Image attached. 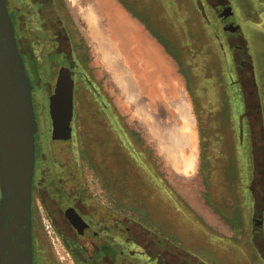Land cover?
<instances>
[{"label":"rangeland","instance_id":"374dc122","mask_svg":"<svg viewBox=\"0 0 264 264\" xmlns=\"http://www.w3.org/2000/svg\"><path fill=\"white\" fill-rule=\"evenodd\" d=\"M63 1L83 40L87 46L90 47V68L88 69V71H90L88 74L93 84L87 83L86 76L84 81L83 78L79 77L71 121L72 132L71 137L68 140L51 139V125L47 102L50 91L45 88L40 89L39 87L34 89L33 107L36 112V122L38 127V132L36 133L37 143L35 146L36 156L38 157V147L40 145L43 158L46 161L45 165L54 173L59 182L65 183L66 186L70 188L75 187L76 185H73L72 182L81 184L87 193L86 195L93 196L101 206H104L105 208L110 207L112 210H116L119 219L123 221L126 216L129 218L127 223L118 227L117 231L113 233V236L117 243L121 244V242H123L122 249L125 248L132 255L130 260L132 264H258L252 260L254 259L252 252L251 257L248 258L246 256L249 247L236 242L234 239L227 240L224 238H218L214 232L204 228L194 215H191L179 205L170 203L163 195L161 196L157 194L159 196L158 199L160 205L156 214L163 221L168 222L169 226L164 222L161 223V225L165 230H169L170 234L163 233L156 229L152 224L146 222L141 212L135 210L131 211L123 206H120L119 208V204L115 202L111 195H109L108 191L102 187L98 176L94 172L92 163L93 151L101 149L99 146L97 147L99 141L102 140L101 144H103V139L109 138V130L111 133L115 134L114 131L125 132V130L131 129L139 135L137 137L138 142H133V145L135 144L133 148L140 149V146H144V143L146 144V141L141 144L140 134L145 137L147 130L149 133L152 132L155 125L154 121L152 122V119L150 118L151 115L149 110L147 112L144 111L145 113L141 110L140 113V105L137 103V100L129 99L128 96H126V93L119 88L113 72L106 67L96 54L93 45H91L85 35L81 23L73 9L70 7L68 1ZM76 1L81 9L88 10L89 8L92 10L99 28L104 33V39L106 42L109 41L113 44L109 38V33L110 17L112 16V12L115 11V3L110 2L109 0ZM202 2L207 5L206 0H202ZM229 4L232 7L234 14L233 17L227 19V21L240 24L243 30L242 33H247L250 38V46H248V49L249 56L252 59V67L247 70L248 73L245 72V80L250 86V91L246 90V94L251 95V100H253V102L246 103V108L242 107V97L244 96L236 83L235 67L233 65L231 54L226 47V50L224 49L222 55L221 48H219L218 45H214L210 56H208L210 59V65H208V68H210L209 76L206 78V81L209 80L210 82H215V80H218L217 77L219 75H223V81L221 82L224 89H226L227 96L229 97V110L231 115V125L229 124L230 126L227 127L229 129L233 128L234 130L238 127V138H233L231 141L232 148H223L226 152L231 151L232 158L234 161L236 160L238 162L236 168H233L231 162L227 163L225 166L227 167V173H231V170L234 169L242 172L243 168L241 167L249 162L251 163V150L253 145L258 146L261 150V154L258 156V163L262 165L264 164V53L261 51L262 45L259 43V40L264 42V24H259V22L263 20L262 14L264 13V0H229ZM206 11L207 15L210 16L215 25V28L218 29V34H220V36L223 35V27L219 20L216 21L215 19L218 17L216 13L213 11L210 12L207 7ZM254 20L256 21L253 24ZM250 25L255 26L257 30L261 32L262 36H259L252 30H247L246 27ZM114 48H116L115 45ZM227 55L230 56V59H227ZM122 60L123 62L126 61L124 58ZM226 61L229 63L230 70L232 71V73H230L231 80L230 74L226 69L228 66V64L226 65ZM111 74L113 75V78ZM189 79L192 88L197 90L199 78L191 76ZM256 86H259L260 97H258V92L254 90ZM211 88L213 90L212 97L217 96L216 90L218 88H215V85ZM108 103L111 104V110H109L110 106ZM99 106H103V108L100 110V114L95 116V118H97V121H95L92 113L99 109ZM249 109L255 110L252 112L255 117L251 120V124L247 119H240L241 113L244 111L246 114ZM225 111L226 110H224V112ZM112 113L114 116L118 113L120 116L118 127L115 120L110 116ZM190 114L193 117L195 124L196 120L194 119L191 106ZM141 120H143L145 124L146 122L150 124H146L144 128H142ZM255 123L258 124L255 125ZM251 125V135H249ZM173 126L176 128L178 125ZM157 136L159 138V134H157ZM250 137L253 141H251ZM225 142L229 143L226 137L223 139L222 144ZM167 145L168 144L163 145L160 142V148L163 152V149L166 148ZM145 147L146 145L144 148ZM237 153L238 156L235 157ZM150 154H152V151H150ZM180 159L181 157L179 155L175 156L174 159L170 156L174 168ZM226 160L227 159L225 158V161ZM175 170L180 173L177 169ZM71 172L72 174H75L76 178L74 180H69ZM164 175L180 195L188 198L197 213L202 214L203 216L212 214L214 219L217 215L215 210L219 212V208H224L221 203L216 202L218 199L215 201L216 206L213 205L211 201V197L214 195L213 189L216 188L214 185L211 187L212 191L209 192L208 190L206 194L202 184L203 180L201 171L195 178H183L173 175L169 169L165 168ZM222 189L223 187H221L219 191L221 192ZM155 195L156 194H153L154 197ZM149 198L152 199L150 195ZM35 210L36 253L39 264H74V258L72 257L70 250L60 239L44 205L37 195L35 197ZM41 214H43V217L49 221L54 233L61 242L64 251L68 253L69 256L65 255L63 259H60V256L55 253L45 233ZM153 217L157 219L154 215ZM123 226L128 227L131 230V236L134 237V239H137L136 243L131 240L123 241L124 233H121V231H123ZM33 248L35 249V247ZM46 258H49L51 262Z\"/></svg>","mask_w":264,"mask_h":264},{"label":"crops","instance_id":"0c3cea01","mask_svg":"<svg viewBox=\"0 0 264 264\" xmlns=\"http://www.w3.org/2000/svg\"><path fill=\"white\" fill-rule=\"evenodd\" d=\"M109 1L116 5L110 17V24L113 25H110L109 38L116 46L115 49L121 59L122 72L130 73L140 91V102L147 105L155 126L152 123L154 127L150 133L147 130L146 138L140 134L141 144L146 141L145 148L140 146V149H131L125 142L127 139H122L125 142L124 146L110 144L109 138H104L103 144L100 140L97 147L101 149L92 153L93 169L100 184L113 200L118 202V199H121L123 207L141 212L146 222L163 233L170 234L169 230H165L161 225L163 222L168 225V222L156 214L160 205L158 195H163L170 203L179 205L194 215L204 228L214 232L218 238L234 239L248 247L247 239L241 234L244 231V236H249L252 200L247 188L253 162L241 167L242 172L234 169L227 173L226 164L231 162L233 168H236L238 162L232 158L231 151L226 152L223 149L232 148L231 141L236 138V129L227 127L231 125V115L229 97L226 89L222 88L223 75L217 77L215 85L218 88L216 93L221 95L220 100L214 102V105L217 104L215 108L220 112L214 114L211 112L209 117H205L204 135L200 132L195 116V124L193 117H190L195 130L193 149L195 168L190 175H182L175 170L170 154L161 150L157 136L164 132L168 124L175 126L182 124L170 106L174 100L175 89L183 93L192 112L190 92L197 94L198 101L204 103V106L211 108L214 106L211 88L213 84L209 80L206 81L210 68L208 56L215 44L212 22L206 13L207 6L198 4L197 0ZM258 35L262 36L260 33ZM123 58L126 59L125 62ZM191 76L203 79L198 82L197 90L192 88L189 79ZM242 104V107L246 108L243 98ZM240 119H245L244 111ZM146 124L141 120L142 128ZM225 137L229 143L222 144ZM183 155H186V151ZM165 168L173 175L183 178H195L201 171L206 194L208 190L212 191L211 187L214 185L216 188L213 189L211 201L216 206L215 201L218 199L216 202L221 203L224 208L218 207L219 212L214 208L217 213L214 219L212 214L203 216L197 213L188 198L180 195L166 179ZM218 187L219 189L223 187L221 192ZM153 194H156L155 197ZM207 203L210 206L208 201ZM246 256L251 257L249 249Z\"/></svg>","mask_w":264,"mask_h":264},{"label":"flooded vegetation","instance_id":"af4514ba","mask_svg":"<svg viewBox=\"0 0 264 264\" xmlns=\"http://www.w3.org/2000/svg\"><path fill=\"white\" fill-rule=\"evenodd\" d=\"M4 1L13 25L16 45L23 59L31 87L32 105L34 89L36 87L45 88L50 91V96L53 93L59 70L66 68L73 80L74 107L79 77L83 78L84 81L86 76L87 83L93 84L88 74L90 71L88 69L90 68L89 58L91 52L90 47L83 40L69 15L64 1ZM206 2L208 8L218 16L223 28L238 26V28L234 29H223L225 33L224 42L233 60L236 83L239 86V90L243 93V101L245 104L251 103L253 102L251 95L249 93V95L246 94V90L250 91V86L245 80V72L248 73L247 70L252 67V59L249 56L248 49V46H250L249 35L242 33L243 30L240 24L227 21L234 14L229 0H206ZM262 18L263 20L259 24H264V13ZM255 21H253V24ZM246 28L261 34L255 26L250 25ZM259 43L262 45L261 51L264 53V42L259 40ZM254 90L258 92V97H260L259 86H256ZM108 105L110 106L109 110H111V104L108 103ZM33 111L36 121L34 107ZM253 111L255 110L249 109L246 114L244 112V118L249 122L255 117L252 113ZM110 116L115 118L113 113ZM95 121H97V118H95ZM257 124L255 123V125ZM251 128L252 126L250 127L249 135H251ZM36 136L35 146L37 143ZM109 139L110 144L115 145V136L110 130ZM251 141H253L252 138ZM260 154V148L253 145L251 150L253 164L250 171V183L247 188L252 200L250 229L248 237L244 236V231L241 235L247 239L250 253L252 252L254 256V262L264 264V164L258 163ZM36 157L35 151L31 193L34 264H39L35 237L36 195L44 205L60 239L70 250L74 258V264H132L130 261L132 255L125 248L122 249L123 242L121 244L117 243L113 236L118 227L127 223L129 218L126 216L123 221L119 219L116 210H112L110 207L105 208L93 196L86 195L87 193L81 184L72 182L73 185H76L70 188L65 183L59 182L54 173L45 165L46 161L43 158L40 145L38 147V157ZM69 177V180L76 178L72 172ZM123 228V231L119 229L121 233H124L123 241L131 240L136 243L137 239L131 236V230L128 227L123 226ZM46 259L50 261L49 258Z\"/></svg>","mask_w":264,"mask_h":264},{"label":"water","instance_id":"95a60500","mask_svg":"<svg viewBox=\"0 0 264 264\" xmlns=\"http://www.w3.org/2000/svg\"><path fill=\"white\" fill-rule=\"evenodd\" d=\"M227 26L223 29H234ZM52 140L71 137L73 80L61 68L48 97ZM37 124L31 87L0 0V264H34L31 193Z\"/></svg>","mask_w":264,"mask_h":264},{"label":"bare ground","instance_id":"6f19581e","mask_svg":"<svg viewBox=\"0 0 264 264\" xmlns=\"http://www.w3.org/2000/svg\"><path fill=\"white\" fill-rule=\"evenodd\" d=\"M67 1L70 7L75 12L77 18L79 19L83 31L87 36L91 45H93L96 54L99 56L101 61L106 65V67L111 69V71L113 72L116 83L118 84L120 89L124 93H126V96H128L129 99L137 100V103H139L140 105V113L141 110L143 112L144 111L147 112L149 110L147 105L145 103L140 102L141 94L138 87L132 80V77L128 71L122 72V66L117 51L111 42L109 41L106 42V40L104 39V33L99 28V25L96 22V17L92 12V10L89 8L88 10L81 9L78 6L76 0H67ZM117 20L120 21L119 19ZM162 86L164 87V85ZM173 95H174V100L172 101L170 106L174 110V112H176L177 119L180 120L182 124L177 126L176 128H174L173 125L170 124L167 125L164 132H161L159 134V138L161 144L163 145L168 144L167 147L163 149L165 153L170 154V156L173 159L177 155L181 157L179 162L175 165V169H177L183 175H190L193 172V169L195 168L194 167L195 157L193 154L195 130L193 128L192 121L190 119L191 115H190L188 103L184 99L183 93H181L178 89H175ZM185 151H186V155H183Z\"/></svg>","mask_w":264,"mask_h":264},{"label":"trees","instance_id":"16d2710c","mask_svg":"<svg viewBox=\"0 0 264 264\" xmlns=\"http://www.w3.org/2000/svg\"><path fill=\"white\" fill-rule=\"evenodd\" d=\"M197 1H198V4H200V5H204L205 4L204 2H202V0H197ZM205 6H207V5L205 4ZM207 8H208V6H207ZM209 10H210V12H212L211 9H209ZM215 19H216V21H218V17L215 18ZM210 20H211V18H210ZM207 21H208V19H207ZM211 22H212V20H211ZM212 30H213L212 36H213L214 43H215L214 45H218L219 48H221L222 55H223L224 49L226 50V44L224 42L225 33L223 32V35L220 36V34H218V29L215 28V25L213 24V22H212ZM228 58L230 59V56L229 55H227V59ZM227 64H228V66L226 67V69H227V72L230 74V73H232V71L230 70L229 63H227V61H226V65ZM231 79L232 78H231V74H230V80ZM200 80L203 81V79L201 78V79H199V83H200ZM222 81H223V79H222ZM188 83H190V82L188 81ZM227 83H228V81H227ZM230 83H232V82H230ZM211 84L217 85L216 80H215V82L212 81ZM215 88H216V86H215ZM222 88H224L223 85H222ZM189 95H190V98H191V101H192V104H193V112H194V116H195V118L197 120L198 127H199L200 132L202 133V135H204V130H203L204 129V126H203V124H204L205 117H209L210 114H211V112L214 114L215 112L219 111L218 108H215L217 106V104L214 105V102H216L217 100L218 101L220 100L219 97H220L221 94H217V96L213 97V99H212V105H214V106H212V108L211 107H208V106H204V103L201 104L198 101L197 97H196L197 94H194V93H191L190 92ZM102 108L103 107L99 106V109H97L96 111H94L92 113V115L94 116V118H95V116H97L98 114H100V110H102ZM113 119L115 120V123H116V125L118 127L119 126V123H120V116L118 115V113L115 114V118H113ZM114 132H115V134H114L115 135V140H116V143L118 145L124 146V143L126 142L127 145L129 147H131V149H134L133 147L135 146V144L133 145V142L134 141L135 142H138L137 141V137L139 135L137 133H135L131 129H127V130H125V132H123V131H114ZM235 132H236V138H237L238 137V135H237V133H238V127H236V131ZM122 139H124V140L127 139V140L124 142ZM202 154H203V151H202ZM150 157H152L151 154H150ZM202 157H203V155H202ZM120 200L121 199H118V202L114 200L115 202H117L119 204V208H120V206H123V204L120 203Z\"/></svg>","mask_w":264,"mask_h":264},{"label":"built area","instance_id":"2783aa9c","mask_svg":"<svg viewBox=\"0 0 264 264\" xmlns=\"http://www.w3.org/2000/svg\"><path fill=\"white\" fill-rule=\"evenodd\" d=\"M41 220L43 223L45 233H46L55 253L60 256L59 257L60 259H63L65 255L69 256V254L64 251L61 242L59 241L58 237L56 236V234L54 233V231L51 227V224L49 223V221L45 217H43V214H41Z\"/></svg>","mask_w":264,"mask_h":264}]
</instances>
